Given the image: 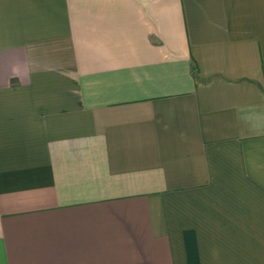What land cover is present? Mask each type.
<instances>
[{
    "label": "crops",
    "instance_id": "0c3cea01",
    "mask_svg": "<svg viewBox=\"0 0 264 264\" xmlns=\"http://www.w3.org/2000/svg\"><path fill=\"white\" fill-rule=\"evenodd\" d=\"M0 264H264V0H0Z\"/></svg>",
    "mask_w": 264,
    "mask_h": 264
}]
</instances>
